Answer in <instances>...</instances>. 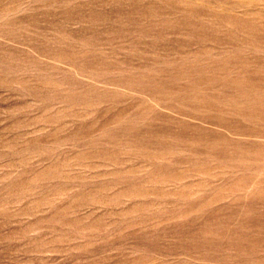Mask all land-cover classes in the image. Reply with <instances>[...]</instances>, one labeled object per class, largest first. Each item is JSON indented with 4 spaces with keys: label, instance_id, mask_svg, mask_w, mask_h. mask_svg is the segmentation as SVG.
Here are the masks:
<instances>
[{
    "label": "rangeland",
    "instance_id": "obj_1",
    "mask_svg": "<svg viewBox=\"0 0 264 264\" xmlns=\"http://www.w3.org/2000/svg\"><path fill=\"white\" fill-rule=\"evenodd\" d=\"M263 114L264 0H0V264H264Z\"/></svg>",
    "mask_w": 264,
    "mask_h": 264
},
{
    "label": "bare ground",
    "instance_id": "obj_2",
    "mask_svg": "<svg viewBox=\"0 0 264 264\" xmlns=\"http://www.w3.org/2000/svg\"><path fill=\"white\" fill-rule=\"evenodd\" d=\"M8 9H9V8H8ZM10 14H12V13H10ZM5 15H6V14H5ZM87 61H88V60H87ZM73 62H74V61H73ZM253 98H254V97H253ZM253 98H252V99H253ZM256 99H257V98H256ZM257 100H258V99H257ZM258 101H259V100H258ZM259 104H261V103H259ZM262 106H263V103H262ZM258 107H259V106H258ZM263 115H264V114H263ZM258 117H259V116H258ZM259 118H260V117H259ZM249 120H250V117H249ZM251 120H252V118H251ZM252 121H253V120H252ZM260 123H261V122H260ZM259 125H260V124H259ZM259 125H258V126H259ZM245 126H246V125H245ZM242 128H243V127H242ZM252 128H253V127H251V129H252ZM244 129H245V128H244ZM260 129H261V128H260ZM248 130H249V129H248ZM246 131H247V129H246ZM252 131H253V130H252ZM258 131H259V130H258ZM247 132H248V131H247ZM259 133H260V132H259ZM236 135H239V134H236ZM255 135H256V134H255ZM263 135H264V134H263ZM243 136H244V135H243ZM245 137H246V136H245ZM258 137H260V136H258ZM258 137H257V138H258ZM263 146H264V145H263ZM257 149H258V148H257ZM257 149H256V150H257ZM258 151H260V150H258Z\"/></svg>",
    "mask_w": 264,
    "mask_h": 264
}]
</instances>
